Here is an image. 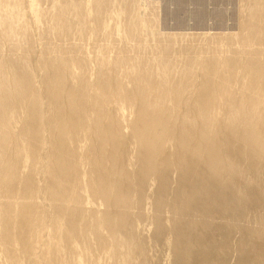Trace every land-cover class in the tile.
Wrapping results in <instances>:
<instances>
[{
	"label": "bare ground",
	"instance_id": "bare-ground-1",
	"mask_svg": "<svg viewBox=\"0 0 264 264\" xmlns=\"http://www.w3.org/2000/svg\"><path fill=\"white\" fill-rule=\"evenodd\" d=\"M12 1L2 0L5 5ZM42 2H48L49 7H42ZM29 7V18L43 34L60 35L64 40L70 34L71 38L77 39L82 31L92 32L97 40H104L102 36L112 30L126 43V40L135 39L138 32H143V23H151L138 11L137 0H31ZM24 17L20 11L0 7V38L4 41V46L0 45V171L4 169L5 174L14 169V159H5L4 152L13 143V123L21 124L18 114L21 109L26 110L40 126L47 125L61 135L50 138L51 154L68 166V175L72 174L76 162L82 159L87 162V173L79 179L77 188L98 201L101 210L89 211L91 221L77 227L71 239L79 240L84 248L86 244L95 245L92 255L84 252L88 257H95L98 261L101 259L97 258L98 254L109 251L113 254L109 263L131 264L135 232L141 224L140 220L146 217L143 209L150 199L147 204L153 208L149 217L155 223V238L167 235L171 257L175 261L185 260L192 247L203 244L204 236L194 230L210 225V222L213 224V218H217L214 204L218 205V211L225 213L222 222L231 223L235 227L234 232L242 234L239 236L246 233L257 242L262 241L254 249L252 242L247 244L251 238L248 237L246 243L240 240L241 237L238 239V235L235 239L227 233L235 240L226 245L222 243L224 246L220 245L224 241L220 242L218 249L225 255L222 254L218 264H225L228 259L230 262L245 243L247 249L248 245L252 246L249 247L251 255L252 252L254 254L252 259L263 261L264 103L260 102L263 96L232 92V89L221 85L219 79L225 83L229 78L225 70L220 73L224 61L216 57H208L205 61L199 49L195 51L202 57L203 66L197 65L198 78L201 77L197 81L194 70H191L195 65L192 68L189 66L199 63L198 56L192 61L182 58L183 65L170 62L168 55H162L156 61L155 57H148L147 52L137 46L121 45L114 51L124 52L125 55L114 61L110 68L112 72L126 70L132 74L117 78L112 72L104 73L96 82L93 81V85L90 84V90L99 100L91 103L94 117L88 119L76 98V92L79 96H88L89 89L84 90L87 87L84 73L88 71V63L76 59L75 53L64 56V52L61 53L54 44H44L42 52L31 62L34 42L31 38L28 40ZM145 33L149 42L153 32ZM25 40L28 44L22 47L20 42ZM5 42L15 53L5 52L7 48L3 49L5 53L2 52ZM215 46L216 43L210 46L214 52L218 51ZM160 52L167 54L165 50ZM45 53H53L54 58L46 60ZM69 61L77 63L81 70L78 76L70 71L73 85L66 90L63 89L67 88L63 68ZM227 62L232 63L233 58L227 59ZM261 62L258 59L254 65H262ZM105 63L101 55L98 64L102 67ZM254 72H246L239 80L254 79ZM110 88L113 90L108 91ZM191 89L195 90V97L189 102L186 93ZM230 92L232 98H229L228 106L223 105ZM113 96L116 99L114 108L104 109V102ZM44 101L48 105L47 115L43 111ZM177 104L186 105L183 115H172L176 112L171 110L176 109ZM218 111L223 115L217 116L215 113ZM130 114L133 117L129 118ZM34 135L38 139L45 138L39 132H34ZM77 143L80 144L79 149ZM83 143L89 148H84ZM175 175L177 177L172 182ZM152 183L157 184V189L149 192L147 186ZM123 198L129 202L131 211L126 208L128 206H116L115 203ZM247 207L253 212V216L250 213L252 221L248 223L245 219ZM185 209L196 217L188 216L178 222ZM220 212L218 214L224 216ZM226 213L230 214L227 216ZM101 227L109 231L108 237L105 238L103 233L96 234ZM185 247L188 248L184 250ZM251 255H248V261L241 257L230 264L252 263Z\"/></svg>",
	"mask_w": 264,
	"mask_h": 264
},
{
	"label": "rangeland",
	"instance_id": "rangeland-1",
	"mask_svg": "<svg viewBox=\"0 0 264 264\" xmlns=\"http://www.w3.org/2000/svg\"><path fill=\"white\" fill-rule=\"evenodd\" d=\"M30 4L31 0H14L10 4L5 5L0 0V7L4 9L9 7L11 10L24 13V18L27 21L24 18L23 21L28 26V40L31 38L34 42V50L30 55L31 62L42 52L44 44H54L58 46L61 53L64 52V56L65 54L75 53L77 55L76 59H81L88 63V71L84 73L87 80V87L84 90L89 89L88 96H79V93L76 92V98L81 102L88 119L94 117L91 103L99 100L94 91L90 90L92 89L90 84L93 85L104 73L112 72L111 64L113 66L114 61L123 58L125 55L123 54L124 52L117 53V51H114V48L119 49L121 45L125 47L137 46L147 52L148 57H155L156 61L163 57L162 55H168L169 59H171L170 62H180L183 65L182 58H188V60L192 61L195 56H198L200 58L199 63L189 66L192 68L195 65L194 69H189L194 70L193 73H195L194 76L197 77V81L201 78H198L200 73L197 65L203 66L202 57L197 55L195 51V49H199L203 52L202 55L205 61H208V57H216L217 60L222 59L224 61L220 73L225 70L229 74V78L225 80V83H221L219 79L218 82L221 85L227 87L228 90L232 89V92L235 90L241 94L249 95V92H251L252 95H262L263 99L260 102L264 103V0H137L138 11L143 18L148 19L151 23H143V32H138L135 39L126 40V43L122 41V38L116 36L110 30L111 28H108L110 30V33H107L108 35L102 36L105 41L103 39L97 40L92 32L87 31V33L82 31L83 35L81 34L77 39L71 38L73 37L71 34L66 40L62 39L60 35L57 37L50 34L46 35L45 33L44 35L32 21V18H29L31 17L29 15ZM42 7L48 8L49 3L42 2ZM242 20L244 21L243 24H241ZM146 31L153 32L149 42L146 41ZM221 38H223L222 41ZM0 41V45L4 46V41L2 42L1 38ZM212 43H216L214 49L218 51H213L210 47ZM27 44L28 41L26 40L20 42L22 47ZM5 45L2 48V52L5 51L3 50L5 48H7L5 52H11V46L6 42ZM143 46L145 48H142ZM160 46L163 47L160 48ZM73 47L76 51H74ZM100 50L102 52H99ZM160 50H165L167 54L161 53ZM209 50L212 51L207 52ZM11 53L13 54L15 51ZM45 55L46 60L54 58L53 53H45ZM101 55L106 61L102 67L98 64ZM229 58H233L232 63L227 62ZM258 59L262 61V65L256 66L254 62L258 61ZM78 67L77 63L75 64L71 61L66 63L63 68V74L65 75L64 84L67 88L63 89L68 90L73 85L70 71L76 72L74 74L78 76L79 74L77 73L81 70ZM236 68L240 71L236 72ZM255 69L256 72H254ZM249 71L254 72L255 78L247 81L242 80L241 82L239 78ZM258 71H261L260 74H257ZM112 73L117 78H126L132 74L126 70L121 73ZM111 90L113 88L108 89V91ZM232 92L228 94V100L222 103L223 105L228 106L229 98H232ZM194 97L195 90L191 89L186 93V99L189 98V102L193 101L191 99ZM115 100L114 96L110 97L109 100L104 102L103 108L107 110L113 109ZM232 100L234 102L239 101ZM43 104L44 114L47 115L48 105L46 101ZM176 106V109L171 110V112H176L172 113V115H183L186 111L184 110L186 105L177 104ZM181 108H183V111L180 110ZM239 108L242 107L239 106ZM215 114L221 116L223 112L218 111ZM128 117L131 118L133 116L130 114ZM18 118V121L22 123H13V127H11L13 134L11 140L13 143L4 152L5 159H14L15 162L13 163L15 164L14 167L12 166L14 169H11L10 172H4L5 174H3L4 169L0 171V175H2L0 179V220L3 222L1 225H4H0V264H111L109 262L113 254L109 251L98 254L97 258L101 259L95 261V257L86 255L93 254L95 250L94 244H86L84 248L79 240L71 239L77 227L86 221H91L88 218L89 211L99 212L101 210V205L98 201L90 198L86 192H80L77 188L79 179L84 178L87 173L88 165L86 160L82 159L76 162L75 168L72 169V174L68 175V166L60 160H56L54 154H51L53 149L49 140L52 136L60 137L61 135L58 131L51 129L47 125L40 126L39 122L26 110L21 109ZM34 132H39L41 136L43 134L45 138L38 139V137H35ZM79 146L80 144L77 143L78 149ZM83 147L89 148L86 143H83ZM131 168L134 167H129L128 169ZM176 177L177 175L173 177L172 182L175 181ZM147 189L149 192H153L157 189V184L152 183L147 186ZM119 201L115 203L118 208L128 206L126 208L130 211L132 210L126 199L123 198ZM149 201L150 199H148L143 209V214L146 217L140 220L142 225L140 224V229L138 227L135 232L136 242L131 248V253L133 254L131 264H175V262L177 264H212L213 262L218 264L225 255L224 252H220L218 247L233 242L232 240H235L237 235L238 239L241 237L240 240L243 239L246 243V239L248 237L251 238L250 240L248 239L247 244L252 242L251 245L254 249H257L260 245L258 242L261 240L257 242V239L248 236L246 233L243 236H239L241 233L234 232L235 230L233 229L235 227L231 223L222 222L225 213L218 211V205L214 204L213 209L215 211H213L214 213L217 212L214 215L219 221L217 218L215 220L213 218V224L210 222V225L207 224L208 226L205 225L199 227V230H194L195 233L204 236L203 244L192 247L188 253L189 256L185 260L176 259L177 262L171 257L167 235L162 238H155V223L149 217L153 208L147 204ZM248 208H246L247 211L245 210L247 212H245L246 222L252 221L253 216L252 209ZM219 212L224 216L219 215ZM250 213H252V216ZM229 214L226 213L227 216ZM188 216H191V218L196 217L195 214H191L185 209V213L178 222ZM250 216L251 219H249ZM215 221L216 223H214ZM217 222H220V224H217ZM243 222L245 223L244 220ZM221 224L226 229L220 227ZM224 224L226 225L224 226ZM101 233L105 234V238L109 235V231L102 227L100 232L98 231L96 234ZM227 233L233 235L235 239H232V236L230 237ZM75 236L77 237L78 235L75 234ZM209 240H212L211 243ZM253 241L256 242L254 243ZM246 243L243 246L245 250L240 248L239 252L235 253V258L234 256L231 257V261L235 259L234 262H236V259L241 257L246 258L248 261L247 257L249 258L251 255V250L249 249L252 246L248 245L251 248L248 247L247 249ZM212 244L216 247H213ZM254 245L258 246L255 247ZM187 248L185 247L184 250ZM85 251L86 254L84 253ZM215 251L220 253L221 257ZM244 252L249 254L245 256ZM237 253L238 255H236ZM253 255L252 252V263L244 260L246 261L245 264H257L258 261L259 263H264L263 258V261L261 259L253 260ZM215 260H218V262ZM253 261L255 262L253 263ZM230 262L228 259L225 264H230ZM234 262L232 264H235ZM241 264L244 263L241 262Z\"/></svg>",
	"mask_w": 264,
	"mask_h": 264
}]
</instances>
